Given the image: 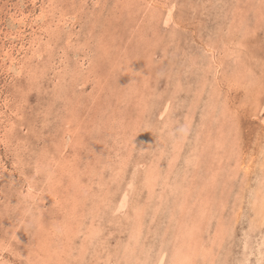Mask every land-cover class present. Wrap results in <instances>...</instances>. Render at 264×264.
Wrapping results in <instances>:
<instances>
[{
    "label": "rangeland",
    "instance_id": "374dc122",
    "mask_svg": "<svg viewBox=\"0 0 264 264\" xmlns=\"http://www.w3.org/2000/svg\"><path fill=\"white\" fill-rule=\"evenodd\" d=\"M263 158L264 0H0V264H264Z\"/></svg>",
    "mask_w": 264,
    "mask_h": 264
},
{
    "label": "bare ground",
    "instance_id": "6f19581e",
    "mask_svg": "<svg viewBox=\"0 0 264 264\" xmlns=\"http://www.w3.org/2000/svg\"><path fill=\"white\" fill-rule=\"evenodd\" d=\"M102 4V3H101ZM167 15V14H166ZM249 17V16H248ZM167 19V18H166ZM8 29V28H7ZM211 31V30H210ZM11 36V35H10ZM242 52V51H241ZM14 69V68H13ZM18 69V68H17ZM177 83V82H176ZM203 94V93H202ZM210 105V104H209ZM165 117V116H164ZM165 122V121H164ZM190 122H192V121H190ZM169 123V122H168ZM166 124V123H165ZM166 126V125H165ZM217 148V147H216ZM264 159V158H263ZM222 161V160H221ZM219 164V163H218ZM263 164V168H262V170L264 169V163H262ZM220 166H221V164H220ZM219 166V167H220ZM261 166V165H260ZM139 168V167H138ZM226 168V167H225ZM231 168V167H230ZM187 169V168H186ZM226 169H228V168H226ZM234 170V169H233ZM260 171H261V167H260V169H259ZM158 172V171H157ZM264 172V171H263ZM258 173V172H257ZM259 174V173H258ZM261 174V173H260ZM260 176V175H259ZM263 180H264V173H263ZM214 178V177H213ZM256 183H257V181H256ZM156 185V184H155ZM158 185V184H157ZM177 185V184H176ZM264 186V185H263ZM180 187V186H179ZM258 187H259V184H258V186H257V191L255 192V191H253L255 194H254V196H253V198L254 199H252L253 201H254V203H256V204H261V202H262V200H260L261 198H262V196H260V194L261 195H263V190H264V188H263V190L260 188V189H258ZM260 187H262V186H260ZM166 188V187H165ZM150 189L151 190H149V191H151V197L153 196V195H155V194H153V192L155 191L152 187H150ZM166 190V189H165ZM169 191V190H168ZM183 191V190H182ZM150 193V192H149ZM173 196V195H172ZM142 197V196H141ZM146 199H149V198H146ZM124 200V199H123ZM121 201L120 203H119V205H118V208H117V210H123V208H125V205H126V201ZM150 200V199H149ZM264 201V200H263ZM142 202V201H141ZM153 202V201H152ZM156 202V201H155ZM134 203H135V201H134ZM139 203H140V201H138L137 203H135V205L136 206H134V208H133V210H134V212L137 214H139V212H140V210H142L140 207H139ZM253 203V204H254ZM73 204V203H72ZM149 204H151V203H149ZM156 204V203H155ZM152 205V204H151ZM157 205V204H156ZM43 206V205H42ZM158 206V205H157ZM258 206V205H257ZM153 208V207H152ZM184 208V207H183ZM258 208H260V210L258 211V209H257V213H256V215H257V217H261L262 219H263V215H264V213H263V215H262V208L260 207V206H258ZM264 210V209H263ZM119 212V211H118ZM153 213V212H152ZM153 214H155V213H153ZM184 214V213H183ZM158 215V214H157ZM236 215V214H235ZM129 218V217H128ZM184 218H185V216H184ZM250 219V218H249ZM255 219H256V217H255ZM259 219V218H258ZM262 219H260L261 221H262ZM259 220V221H260ZM144 221V220H143ZM142 220H140V221H138V220H134V224H133V227H132V230H133V232L134 233H137L138 234V232H140V230H139V222L142 224V222H143ZM183 221V220H182ZM257 221V220H256ZM255 222V221H254ZM250 223V222H249ZM188 224V223H187ZM255 224V223H254ZM259 224H260V222H259ZM184 225H185V223H184ZM183 225V226H184ZM197 225V224H196ZM250 225V224H249ZM147 227V226H146ZM185 227H188V225H186ZM257 227V226H256ZM197 228V227H196ZM151 229V228H150ZM218 229V228H217ZM189 231H190V233L191 232H193V230L192 229H188ZM174 233V232H173ZM189 233V232H188ZM134 235V236H131L130 237V242H128V246L127 247H125L126 249H128L129 250V252H133L134 250H135V247H136V249H137V244H138V241H137V237H138V235ZM193 235L195 236L196 234H194V232H193ZM216 236V235H215ZM133 237V238H132ZM196 238V237H195ZM191 239H192V241L190 242V246H191V244L193 245L192 246V249H190V248H188V250H189V252H187V253H180V251H181V249H177V252H176V254H174L173 256H172V253L169 251V255H171V258L172 259H170L171 260V264H194V262L193 261H190L191 260V258H192V256L194 255V252H195V247H194V238H193V236L191 235ZM256 240H258V239H256ZM186 241V240H185ZM259 242V241H258ZM262 242H264L263 240H262ZM216 243V242H215ZM199 245H200V242L198 243ZM208 244V243H207ZM180 245V244H179ZM188 245V244H187ZM202 245H203V243H202ZM207 246V245H206ZM214 246H215V244H214ZM185 250H186V248H185ZM158 251V250H157ZM128 251H126V253H127ZM164 252V251H163ZM163 252H160L156 257H157V260L154 262V264H163V262H164V257H165V255H164V253ZM257 252H258V250H257ZM166 253V252H165ZM127 254H129V253H127ZM131 254V253H130ZM137 254V253H136ZM258 254V253H257ZM131 256V255H130ZM259 256H257V258H258ZM261 257V256H260ZM165 258H167V257H165ZM169 258H170V256H169ZM260 259V258H259ZM169 260V259H168ZM167 260V261H168ZM166 262V261H165ZM164 262V263H165ZM259 261H257V263H258ZM256 263V264H257Z\"/></svg>",
    "mask_w": 264,
    "mask_h": 264
}]
</instances>
